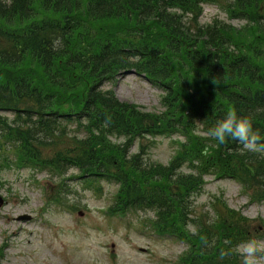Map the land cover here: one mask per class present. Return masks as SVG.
I'll return each instance as SVG.
<instances>
[{
  "label": "trees",
  "instance_id": "1",
  "mask_svg": "<svg viewBox=\"0 0 264 264\" xmlns=\"http://www.w3.org/2000/svg\"><path fill=\"white\" fill-rule=\"evenodd\" d=\"M207 5L243 25L201 24ZM130 71L163 92L162 112L104 89ZM230 111L264 141V0H0V171L114 182L109 213L153 212L155 233L187 245L179 264H242L236 245L264 238V220L222 198L195 207L210 176L264 202V153L208 135ZM172 136L170 162H149L155 140Z\"/></svg>",
  "mask_w": 264,
  "mask_h": 264
},
{
  "label": "rangeland",
  "instance_id": "2",
  "mask_svg": "<svg viewBox=\"0 0 264 264\" xmlns=\"http://www.w3.org/2000/svg\"><path fill=\"white\" fill-rule=\"evenodd\" d=\"M215 19L243 25L231 21L216 5L204 6L201 24ZM104 89L147 112L163 111V92L142 75L125 73ZM175 139L157 138L147 160L167 165L178 151ZM138 147L137 143L132 153ZM78 175L72 170L60 178L16 166L0 171V250L7 245L3 264H179L187 245L174 237L156 235L151 227L153 212L109 216L106 212L114 202L117 184L101 178L88 186ZM205 180L195 199L198 212H211L213 202L222 198L245 217L264 220V202L251 203L238 182L213 176ZM20 216L30 220L18 221ZM255 239L264 240L261 236Z\"/></svg>",
  "mask_w": 264,
  "mask_h": 264
},
{
  "label": "clouds",
  "instance_id": "3",
  "mask_svg": "<svg viewBox=\"0 0 264 264\" xmlns=\"http://www.w3.org/2000/svg\"><path fill=\"white\" fill-rule=\"evenodd\" d=\"M213 83L215 84L214 81ZM208 135L220 144L230 138L239 142L243 149L249 152L264 153V141L261 140L259 130H254L251 121L246 117H238L235 111L228 112L224 119L217 121L216 125L208 130ZM232 251L242 258V264H264V240L252 238L243 241ZM230 254L221 250L220 261Z\"/></svg>",
  "mask_w": 264,
  "mask_h": 264
},
{
  "label": "water",
  "instance_id": "4",
  "mask_svg": "<svg viewBox=\"0 0 264 264\" xmlns=\"http://www.w3.org/2000/svg\"><path fill=\"white\" fill-rule=\"evenodd\" d=\"M3 203V200L0 198V205ZM18 221H28L30 220L29 216H20L18 219Z\"/></svg>",
  "mask_w": 264,
  "mask_h": 264
}]
</instances>
